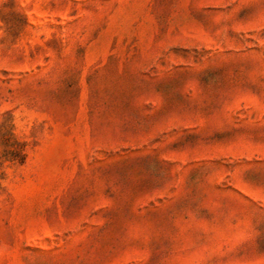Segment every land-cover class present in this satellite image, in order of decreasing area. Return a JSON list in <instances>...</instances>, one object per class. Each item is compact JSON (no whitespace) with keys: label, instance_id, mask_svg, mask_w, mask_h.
Listing matches in <instances>:
<instances>
[{"label":"rangeland","instance_id":"1","mask_svg":"<svg viewBox=\"0 0 264 264\" xmlns=\"http://www.w3.org/2000/svg\"><path fill=\"white\" fill-rule=\"evenodd\" d=\"M0 264H264V0H0Z\"/></svg>","mask_w":264,"mask_h":264}]
</instances>
